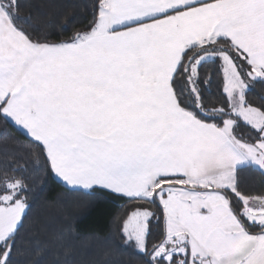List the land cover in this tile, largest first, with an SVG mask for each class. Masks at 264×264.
Segmentation results:
<instances>
[{
	"label": "snow or ice",
	"instance_id": "snow-or-ice-1",
	"mask_svg": "<svg viewBox=\"0 0 264 264\" xmlns=\"http://www.w3.org/2000/svg\"><path fill=\"white\" fill-rule=\"evenodd\" d=\"M20 8L0 0V118L40 149L45 174L135 201L122 236L144 264H264V195L240 188L243 170L264 174V104L247 99L264 85V0H96L60 41L34 36ZM216 62L225 101L208 107L202 70ZM12 164L0 264H16L31 211L26 168Z\"/></svg>",
	"mask_w": 264,
	"mask_h": 264
},
{
	"label": "trees",
	"instance_id": "trees-1",
	"mask_svg": "<svg viewBox=\"0 0 264 264\" xmlns=\"http://www.w3.org/2000/svg\"><path fill=\"white\" fill-rule=\"evenodd\" d=\"M95 2L20 0V15L30 18L25 27L34 36L60 41L91 23ZM202 71L212 74L210 90L205 91L206 105L223 106L220 63L205 65ZM262 97L264 85L260 84L247 94L249 102L256 106L264 104ZM39 151L27 134L0 118V169L13 167L15 161L26 168L23 175L30 184L27 195L31 211L18 237L21 251L15 256L16 264H144L145 257L134 246L125 245L122 236L123 220L136 202L106 194L69 192L45 174L42 159L37 161L30 155ZM240 188L246 194L264 195V174L243 170ZM161 227L162 220L159 226L153 222V240L158 238Z\"/></svg>",
	"mask_w": 264,
	"mask_h": 264
},
{
	"label": "crops",
	"instance_id": "crops-1",
	"mask_svg": "<svg viewBox=\"0 0 264 264\" xmlns=\"http://www.w3.org/2000/svg\"><path fill=\"white\" fill-rule=\"evenodd\" d=\"M14 124V123H13ZM15 125V124H14ZM16 126V125H15ZM17 128H19L21 131H23L24 132V130L22 129V128H20V127H18V126H16ZM25 133V132H24Z\"/></svg>",
	"mask_w": 264,
	"mask_h": 264
}]
</instances>
